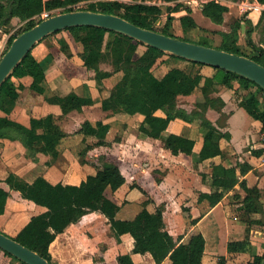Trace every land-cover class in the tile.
Here are the masks:
<instances>
[{"label": "trees", "instance_id": "1", "mask_svg": "<svg viewBox=\"0 0 264 264\" xmlns=\"http://www.w3.org/2000/svg\"><path fill=\"white\" fill-rule=\"evenodd\" d=\"M153 1L156 0H131L130 2L121 0H0V29L9 33L13 27V18L27 22L10 37V46L18 35L41 22L45 18L43 16L45 12H49V16H52L51 12L54 10L73 11L74 6L89 3L86 10L119 15L142 28L187 40L172 32L175 21L173 13L181 10L180 0H161L167 3L177 2L175 6L168 7V17L163 28H157L156 22L162 18L164 10L157 4L149 3ZM259 1L264 3V0ZM228 10L224 4L211 0L204 5L202 13L213 23L222 25ZM179 20L184 30L199 27L190 9ZM242 21L244 20H237L231 25L229 32L221 33L222 44L217 48L249 57L264 66V14L256 25L249 19L245 21L248 24L246 31L248 52L239 43L243 28ZM256 29L263 36L261 45L256 44L252 39V34ZM64 31H70L76 42L83 48L86 53L85 66L88 70L95 72L96 79H107L116 73H122L121 79L111 90L100 89L104 112L112 115L142 114L145 118L139 127L140 136L161 139L164 147L173 155L183 153L193 156L196 165L210 158L224 156L220 140H231V134L221 129L228 127L229 114L223 111L226 106L225 101L215 94L221 86L232 89L234 82L239 84V88L235 90V102L261 124V131L264 133V89L255 82L217 68H214L216 73L213 77H205L200 71L194 70L197 66L205 65L168 55L128 36L104 28L82 26ZM59 43L61 50L68 57H72L68 42L60 39ZM198 44L210 46L206 42H198ZM139 47H144L141 55H138ZM33 50L0 88V110L5 114L0 118V139L20 141L27 151V156L34 162L39 160L40 154L50 156L54 161L59 157L58 145L67 135L59 124L60 117L48 115L40 119L32 118L29 127L9 118L19 100V90L24 89L23 85L17 86L12 78L30 76L33 79L31 88L39 94H44L43 83L46 74ZM164 55L175 60L186 61L193 69L188 71L174 67L160 79L154 75L152 69ZM105 62L111 63L112 72L101 69V64ZM197 91H200L202 101L197 102L189 112L179 104L180 97L193 95ZM47 101L59 105L63 116L75 110L81 111L84 107L93 104L91 98L81 97L76 93L50 97ZM210 109L220 114L216 125L207 117ZM158 112H162L163 115H158ZM179 120L187 123L198 121L200 126L206 130L204 145L199 153H194L195 141L193 139L174 132ZM110 129V125L101 121L95 124L86 121L82 124L79 133L85 137H95L97 141L86 145L80 151V160L83 164L92 166L96 173L88 176L80 185L52 184L42 176L30 183L14 173L5 180H0V215L6 211L11 191H17L23 199L47 208L45 213L32 217L30 222L13 238L54 264L50 246L57 236L65 232L72 224L79 222L85 215L100 212L109 220L117 240H120L124 234H130L133 237L134 253H150L156 264H162L167 258L172 264H202L206 244L204 235L196 232L187 242H181L182 237L176 239L167 229L163 206L157 207L156 212L151 213L144 203L142 210L134 218L119 217L121 206L109 199L105 193L108 188L114 192L120 189L125 184L126 178L119 165L106 155H90L94 147L111 145L106 141ZM116 140L121 139L116 138ZM262 152L259 151L257 156ZM51 164L52 162H48V165ZM251 170L252 166L248 163H237L236 166L231 167L222 164L213 165L212 180L217 190L211 193H201L199 202H206L208 208L212 209L221 203L225 193L234 190L239 185L246 193L239 209L248 217V225L264 226L262 219H250L253 214H264L262 191L257 187H248L245 180L240 181L239 179L238 173L243 176ZM2 183L6 184L8 189H5ZM198 221L199 219H194L191 224L196 225ZM249 233L248 227L244 240L229 242V253H250L252 244ZM102 252L103 249L98 253L95 264H106ZM263 257L264 251L262 254H255L253 260L247 264H261ZM7 259L25 264L0 248V264ZM226 262L225 257L219 259V264H226ZM118 263L134 264L130 254L119 256Z\"/></svg>", "mask_w": 264, "mask_h": 264}, {"label": "crops", "instance_id": "2", "mask_svg": "<svg viewBox=\"0 0 264 264\" xmlns=\"http://www.w3.org/2000/svg\"><path fill=\"white\" fill-rule=\"evenodd\" d=\"M186 3L184 4L190 8L193 18L198 12L203 15L204 4ZM224 5L229 10L222 25L213 23L203 15L213 29L226 27L224 24L235 9L242 16L239 1L225 0ZM239 19L236 14L232 24ZM244 24L245 22L242 21V26ZM230 28L231 25L229 30H222L220 34L229 32ZM60 39L68 42L72 57H68L61 50ZM33 53L41 62L46 74L43 83L44 94H39L31 88L32 77L12 78L17 86L23 85L24 89L19 90V100L9 118L29 127L32 118L40 119L54 115L60 117L59 124L67 135L59 143V157L54 161L50 156L40 154L39 160L34 162L27 156V151L20 141L0 139V180L3 181L14 173L30 183L42 176L52 184L80 185L88 176L95 175L96 171L92 166L81 162L79 153L86 145L93 144L97 139L85 137L79 131L86 121L93 124L101 121L111 126L106 138L111 145L94 147L90 155H106L109 159L112 157L111 160L119 165L126 178L125 184L120 189L114 192L108 188L105 193L109 199L121 206L120 218H134L142 210L144 203L151 213L156 212L157 207L163 206L167 229L176 239L182 237L181 242H187L196 232L204 235L206 244L202 264H219L221 257L226 258V264H247L253 260L255 254H259L264 246V226L248 225V217L239 209L246 195L239 185L225 193L221 203L212 209L208 208L206 202H199L201 193L217 190L212 180V166L216 164L231 167L236 166L237 163H248L252 166V170L243 176L238 173L240 181L245 180L248 187H257L262 193L264 191L262 126L250 115L248 122L246 118L248 113L234 101L235 90L239 88L237 82L233 83L232 89L219 87L215 94L225 101L226 106L223 111L229 114L228 127L221 129L231 134V140H220L224 156L210 158L196 165L193 156L183 153L173 155L164 147L161 139L140 136L139 127L145 118L142 114L131 116L104 112L100 89L111 90L121 79L122 73H116L107 79H96L95 72L85 66L86 53L70 31H62L42 40L35 46ZM171 60L175 59L167 55L162 56L152 69L154 75L161 79L174 67L186 69V65H190L183 60ZM101 69L112 72L113 66L105 62L101 64ZM194 70L200 71L205 77H213L216 73V70L209 66H197ZM197 92L180 97L191 103L182 106L189 112L194 108L192 103L195 98H197L196 102L202 101L201 93L199 95ZM70 93L91 98L93 104L84 107L81 111L75 110L63 116L59 105L47 101V98L66 96ZM158 115L163 113L158 112ZM4 116L5 114L0 110V118ZM207 117L216 125L220 114L210 109ZM244 118L246 120H243ZM174 132L195 141L194 153L201 151L206 130L198 121L187 123L179 120ZM116 138L121 140L117 141ZM259 151L263 152L257 156ZM48 162L52 164L48 165ZM1 185L8 189L6 184ZM234 195L237 200L234 199ZM46 211V207L23 199L17 191H11L6 211L0 215V231L16 237L32 217ZM260 215L253 214L250 219L260 220L262 219ZM194 219H199L196 225L191 224ZM248 227L252 251L229 253V242L244 240ZM134 246L135 242L130 234H124L120 240H117L107 217L100 212H91L59 234L50 246V253L54 264H95V259L102 249L106 264H119L118 257L126 254L131 255L134 264H156L150 253H134ZM3 264L21 263L7 259ZM162 264H172V262L167 258Z\"/></svg>", "mask_w": 264, "mask_h": 264}, {"label": "water", "instance_id": "3", "mask_svg": "<svg viewBox=\"0 0 264 264\" xmlns=\"http://www.w3.org/2000/svg\"><path fill=\"white\" fill-rule=\"evenodd\" d=\"M82 26L99 27L123 34L168 55L235 73L264 89V66L249 57L142 28L119 15L86 9L45 17L33 28L18 35L0 58V88L38 43L58 32ZM0 248L25 264H51L36 251L1 231ZM261 264H264V257Z\"/></svg>", "mask_w": 264, "mask_h": 264}, {"label": "rangeland", "instance_id": "4", "mask_svg": "<svg viewBox=\"0 0 264 264\" xmlns=\"http://www.w3.org/2000/svg\"><path fill=\"white\" fill-rule=\"evenodd\" d=\"M122 2H124V1H122ZM153 2L155 4L161 6L163 8V10H164L162 18L156 22V27L157 28H163L165 23H166V21H167V17H168L167 16L168 15V11H167L168 7L169 6H172V7L175 6L177 2L167 3V2H164V1H161V0H158V1L156 0V1H153ZM180 2H181V10L179 12L173 13L175 21L173 22L172 32L176 36L185 38V39H187L190 42H195V43L206 42V43H209L208 45H210L211 47H216L215 45L219 46V45L222 44V35L220 34V32H222V30H225V29L229 30V27H230V25H232V22H233L232 20H235V18H236V14H238L239 18L244 20V22L248 20L246 14L242 13V16H241V14L239 15L237 10L235 9L233 11V14L231 16H228V20L224 24L226 27H222L221 29H216L217 27H214V29H213L211 27V25H209V23H207V21L203 18V15L201 14V12H198V13H196L194 19L196 20V22H197L199 27L198 28L184 30L182 28L181 24H180V20L179 19L182 16L186 15L187 12H188V9H190V8L186 7V5L182 1H180ZM88 7H89V3H82V4H79L77 6H74L73 8L75 10H78V9H87ZM63 11H64V9H57V10L52 11L51 14L55 15V14L62 13ZM13 19H14V20H12V26L13 27H12V29H11V31L9 33H5V32H3L0 29V58H1L2 54L9 47V39H10V37L13 34H15L16 32H18L27 23V22H22L19 18H13ZM247 29H248V24H246V22H245V24L243 25V28L241 30L239 43L248 52L249 51V47L247 46V34H246ZM218 30H220V31H218ZM262 37L263 36L259 33L258 29H256L255 32L252 34L253 41L256 42V44H258V45H261ZM143 52H144V47H139L138 55H141ZM171 61H175V60H171ZM186 69L188 71H190L192 69L191 65H186ZM116 78H118V76ZM197 93L199 94L200 91H198ZM233 99H234V96H233ZM196 101H197V98H195L194 103H192V106L195 107V104L197 103ZM179 104L181 106H184V105H188V104H191V103L189 101L187 102L184 98L183 99L181 98L179 100ZM246 118H247L248 122H250L249 121L250 120L249 119V114L246 115ZM246 118H244L243 120H246ZM234 199L237 200L238 198L235 197V195H234ZM262 201H263V204H264V191H263ZM260 216H261L262 220L264 221V214L263 215L261 214ZM240 218H241V216H240ZM263 237H264V235H263ZM263 251H264V246L259 251V254H262Z\"/></svg>", "mask_w": 264, "mask_h": 264}, {"label": "built area", "instance_id": "5", "mask_svg": "<svg viewBox=\"0 0 264 264\" xmlns=\"http://www.w3.org/2000/svg\"><path fill=\"white\" fill-rule=\"evenodd\" d=\"M124 2H130L131 0H121ZM183 3L187 2L186 4H193L198 2L199 4H206L207 2L211 1V0H180ZM179 1V2H180ZM217 2L224 4L225 0H216ZM151 4H155L154 2H149ZM239 6L240 9L242 11V13L246 14L247 18L249 20H251L254 23H258L261 16L264 14V3H262L259 0H240L239 1ZM44 17H48L49 16V12H45L43 14ZM264 136V133H263ZM262 162L264 163V155L262 156Z\"/></svg>", "mask_w": 264, "mask_h": 264}]
</instances>
